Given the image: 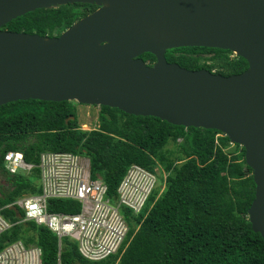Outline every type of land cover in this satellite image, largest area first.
I'll use <instances>...</instances> for the list:
<instances>
[{"label": "trees", "instance_id": "16d2710c", "mask_svg": "<svg viewBox=\"0 0 264 264\" xmlns=\"http://www.w3.org/2000/svg\"><path fill=\"white\" fill-rule=\"evenodd\" d=\"M96 8L88 3L39 8L0 29L58 36ZM230 53L179 47L167 50L165 58L189 70L207 69L221 75L236 73V66L239 72L247 67L243 58L237 56V63ZM139 57L148 65L155 61L150 53ZM98 120V128L81 131L73 101L28 99L1 105L0 207L23 194L40 192L32 179H38L37 167L29 175L5 172L3 155L8 150L21 151L32 164L38 163L43 151L83 154L111 198L130 164L152 170L158 163L167 172L161 192L155 189L136 215L122 206L129 225L123 252L88 260L75 242L63 238L59 247L54 233L32 221L14 225L10 233L1 235L3 242H34L41 249V264H264V241L252 230L247 215L255 184L242 146L231 148L228 137L215 129L173 125L109 106H99ZM170 143L176 145L173 150L166 148ZM49 203L50 211H79V203L73 200ZM2 212L12 221L24 215L19 210L16 216L10 208Z\"/></svg>", "mask_w": 264, "mask_h": 264}, {"label": "water", "instance_id": "95a60500", "mask_svg": "<svg viewBox=\"0 0 264 264\" xmlns=\"http://www.w3.org/2000/svg\"><path fill=\"white\" fill-rule=\"evenodd\" d=\"M72 3L97 8L58 36L0 29V106L75 101L218 130L244 148L255 184L247 215L264 241V0H0V28ZM179 47L228 50L247 67L189 70L165 58Z\"/></svg>", "mask_w": 264, "mask_h": 264}, {"label": "built area", "instance_id": "2783aa9c", "mask_svg": "<svg viewBox=\"0 0 264 264\" xmlns=\"http://www.w3.org/2000/svg\"><path fill=\"white\" fill-rule=\"evenodd\" d=\"M35 167L39 169L36 184L40 192L23 194L0 207V264H41V249L34 242L1 240L3 233H10L14 225L25 221L54 233L59 247L63 238L75 242L79 253L91 261L122 253L129 230L122 206L138 214L157 187L155 169L132 163L116 188V196L111 198L102 178L92 175L90 160L83 154L43 151L37 164L27 162L21 151L8 150L3 155V168L9 175H29ZM52 199L76 201L79 211H50ZM13 206L24 214L16 221L2 212Z\"/></svg>", "mask_w": 264, "mask_h": 264}, {"label": "rangeland", "instance_id": "374dc122", "mask_svg": "<svg viewBox=\"0 0 264 264\" xmlns=\"http://www.w3.org/2000/svg\"><path fill=\"white\" fill-rule=\"evenodd\" d=\"M209 55H211V54H205L204 56H209ZM229 55L230 56H236L232 52ZM234 59L237 63H239L237 56L234 57ZM239 67L236 66L234 68L235 72H239ZM73 103L75 104V107H76L78 128L83 132H88L92 129L98 128V125H99V120H98L99 106L80 104V103H77L75 101H73ZM178 140H180V139H178ZM231 146H233L232 143H230V147ZM175 147H176V145L171 144V143L166 146V148H168L170 150H173ZM153 169H155L157 171V175H156L157 176V187H156V189L158 190V192H161V190L163 189L164 179L167 175V172L164 171L162 166L158 163L156 165H154ZM32 179L35 182L38 181V179H36L34 176H32Z\"/></svg>", "mask_w": 264, "mask_h": 264}, {"label": "flooded vegetation", "instance_id": "af4514ba", "mask_svg": "<svg viewBox=\"0 0 264 264\" xmlns=\"http://www.w3.org/2000/svg\"><path fill=\"white\" fill-rule=\"evenodd\" d=\"M245 68H246V66L242 70H244ZM242 70H240V71H242ZM0 182H1V180H0Z\"/></svg>", "mask_w": 264, "mask_h": 264}]
</instances>
